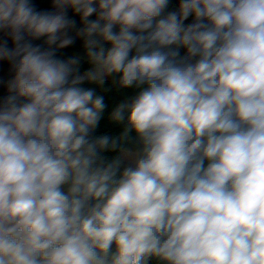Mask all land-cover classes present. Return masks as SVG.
Listing matches in <instances>:
<instances>
[{
	"label": "clouds",
	"instance_id": "clouds-1",
	"mask_svg": "<svg viewBox=\"0 0 264 264\" xmlns=\"http://www.w3.org/2000/svg\"><path fill=\"white\" fill-rule=\"evenodd\" d=\"M45 3L0 0V264H264V0Z\"/></svg>",
	"mask_w": 264,
	"mask_h": 264
},
{
	"label": "trees",
	"instance_id": "trees-1",
	"mask_svg": "<svg viewBox=\"0 0 264 264\" xmlns=\"http://www.w3.org/2000/svg\"><path fill=\"white\" fill-rule=\"evenodd\" d=\"M35 3L38 4V6L40 7H46L47 4L45 3V0H34ZM173 4H175V0H173ZM0 75H4V70H0ZM0 94H2V90H0ZM120 97L114 94H110L107 99L109 102H115L116 100H118ZM109 133V134H115L116 132V128L110 126V125H106L104 122H102L101 124V128L98 129V133Z\"/></svg>",
	"mask_w": 264,
	"mask_h": 264
}]
</instances>
